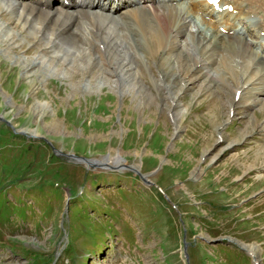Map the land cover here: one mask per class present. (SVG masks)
<instances>
[{"label":"rangeland","instance_id":"obj_1","mask_svg":"<svg viewBox=\"0 0 264 264\" xmlns=\"http://www.w3.org/2000/svg\"><path fill=\"white\" fill-rule=\"evenodd\" d=\"M18 10L13 22L0 15V264H94L105 234L128 243L123 264H185L183 234L196 237L195 264H264L263 104H248L247 90L238 98L237 78L188 67L199 53L186 35L184 51L151 57L148 41L96 16L112 51L60 41L41 52L44 43L32 50L24 37L32 30L18 32Z\"/></svg>","mask_w":264,"mask_h":264},{"label":"bare ground","instance_id":"obj_2","mask_svg":"<svg viewBox=\"0 0 264 264\" xmlns=\"http://www.w3.org/2000/svg\"><path fill=\"white\" fill-rule=\"evenodd\" d=\"M13 1L15 2L11 3L13 7H5L6 9H3L4 5L0 3V15L5 20L13 22L14 19L10 15V11L21 9L18 10L20 13L19 23H22L19 25L21 32H18L23 34L25 30H32V33L24 34L26 39L31 36L30 40L32 41H28L32 50L40 48L42 43L47 46L41 48V52H45L49 47H52L50 50L59 47L60 44L57 43L60 41L66 45L87 41L91 48L101 44L99 46L105 45L106 51H112L113 47L108 40L107 33L110 27L108 23H101L94 19L96 16L109 18V22H114L115 25L120 23L124 28L131 30L135 36L137 35V39L148 41V46L144 49L151 54V57L158 51L169 52L187 46L180 44L182 42L179 41L180 37L186 35L183 37L185 41L195 45L194 47L198 49L199 53L196 57L193 55L188 67L191 68L193 65L206 67L209 77L214 80L217 79V81L222 80L224 82V74H228L233 80L237 78L239 82L234 92H239V97H241V94L247 90L248 94L253 96L248 104L262 103L261 109H264V97L260 98V96H264V3L261 0H220V6L232 3L233 9L223 8L219 12H216L206 0H176L175 2L174 0H112V4H106V0H67L66 3L64 0H60V7L56 6L58 0ZM42 2L44 3L40 5ZM102 13L107 14L103 15ZM112 17H115L117 21H114L115 19ZM36 20H39L38 23L41 26L36 25ZM149 20L153 21L154 24ZM143 23L150 24L154 29L147 30L143 27ZM246 26L253 32L254 37L249 35ZM114 28L112 29L115 30ZM34 30L41 37L33 38ZM138 30H140L139 33H137ZM118 33L120 34V32ZM88 34H91V37H88ZM114 36L115 34L109 35L110 39ZM117 38L120 39L119 46H126L120 36ZM45 40L46 42H43ZM97 42L99 43L97 44ZM18 47L23 49L25 46L19 45ZM11 48L14 49L15 47ZM67 50L71 51L70 48ZM63 54L65 56L64 51ZM186 54L190 60L188 50ZM170 55L172 56V54ZM175 57L179 56L175 55ZM65 60L66 58L62 62ZM73 60L75 59L70 60L71 63ZM230 61H235L242 68V75H236L238 72L232 68ZM130 65L129 61L127 66L117 70L116 75L120 72L124 75L130 70ZM214 66H219L223 73L216 74L219 71H216ZM79 67H73L74 73L69 76L71 79H74L78 74ZM213 67L215 70L210 72ZM180 70L179 73L183 71ZM192 81V79L186 80L187 83ZM224 83L227 84V81L225 80ZM166 89L169 93L170 87ZM234 102L235 100L230 101L233 109ZM248 133L246 132V134ZM263 148L264 144L259 150ZM260 156L263 157L264 154ZM261 175L259 174L258 177ZM246 251L252 253L251 250L246 249Z\"/></svg>","mask_w":264,"mask_h":264},{"label":"water","instance_id":"obj_3","mask_svg":"<svg viewBox=\"0 0 264 264\" xmlns=\"http://www.w3.org/2000/svg\"><path fill=\"white\" fill-rule=\"evenodd\" d=\"M87 163H91V161L88 158H84Z\"/></svg>","mask_w":264,"mask_h":264}]
</instances>
